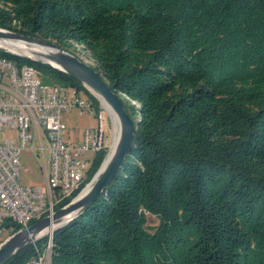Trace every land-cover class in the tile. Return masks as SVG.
Segmentation results:
<instances>
[{
    "label": "trees",
    "instance_id": "trees-1",
    "mask_svg": "<svg viewBox=\"0 0 264 264\" xmlns=\"http://www.w3.org/2000/svg\"><path fill=\"white\" fill-rule=\"evenodd\" d=\"M0 29L80 46L137 123L107 187L54 233L51 264H264V0H0ZM0 56L98 110L68 74Z\"/></svg>",
    "mask_w": 264,
    "mask_h": 264
},
{
    "label": "built area",
    "instance_id": "built-area-1",
    "mask_svg": "<svg viewBox=\"0 0 264 264\" xmlns=\"http://www.w3.org/2000/svg\"><path fill=\"white\" fill-rule=\"evenodd\" d=\"M73 110L96 120V126L84 129L77 141L66 140L62 120ZM106 115L100 103L96 110L73 88L44 83L32 66L0 56V245L15 233L14 225L18 231L27 228L87 186L93 158L105 149ZM23 150L31 151L40 163L43 187L20 185ZM86 153L93 155L85 158ZM51 242L49 235L45 248H35L36 255L24 264H51Z\"/></svg>",
    "mask_w": 264,
    "mask_h": 264
},
{
    "label": "water",
    "instance_id": "water-1",
    "mask_svg": "<svg viewBox=\"0 0 264 264\" xmlns=\"http://www.w3.org/2000/svg\"><path fill=\"white\" fill-rule=\"evenodd\" d=\"M4 40L22 41L26 44H35L45 48L47 50V53H45L46 61H42L12 53L0 47L3 49V52L48 65L68 74L70 77L81 83L83 87L101 104V101L98 99V97H100L118 121L119 136L115 150L108 163L104 166L110 153L103 160L98 171L89 181L87 186L82 189L72 201L60 209L55 210L51 215H47L35 221L27 228L15 232L0 245V264H5L21 250L41 238L48 237L49 235L53 237L56 231L81 215L99 197L103 189L107 187L114 175L121 168L126 153L131 145L137 124L130 118L129 114L125 111L120 98L109 88L107 82L101 77V75L68 50L55 43L40 38L0 29V41ZM87 188L88 190L85 191ZM65 217H68V220L59 224L60 220ZM49 228H51L50 231L42 233Z\"/></svg>",
    "mask_w": 264,
    "mask_h": 264
},
{
    "label": "rangeland",
    "instance_id": "rangeland-1",
    "mask_svg": "<svg viewBox=\"0 0 264 264\" xmlns=\"http://www.w3.org/2000/svg\"><path fill=\"white\" fill-rule=\"evenodd\" d=\"M3 49L0 48V51ZM74 54L78 56L83 62L87 63L89 66H94L93 62L89 59L88 53L85 52L80 46L72 45L71 49ZM63 122L67 125V131L65 134L66 140L77 141L80 139L84 129L95 127L96 120L94 117L84 113L82 115L78 114V111L73 110L71 112L62 115ZM106 139H105V158L109 153H111L116 138L115 126L110 115H106ZM7 135L10 134L9 131L6 132ZM118 137V136H117ZM1 140V139H0ZM117 140V139H116ZM93 154L86 153L85 158H90ZM104 158V159H105ZM20 185L23 187H43L45 184L44 176L42 172V167L36 157L29 150H23L20 155ZM146 230L149 233L154 231L157 226V219L154 216L146 214Z\"/></svg>",
    "mask_w": 264,
    "mask_h": 264
},
{
    "label": "bare ground",
    "instance_id": "bare-ground-1",
    "mask_svg": "<svg viewBox=\"0 0 264 264\" xmlns=\"http://www.w3.org/2000/svg\"><path fill=\"white\" fill-rule=\"evenodd\" d=\"M0 47L6 49L7 51H10L12 53H16L19 55H24V56H28L37 60H42V61H46L45 59V53H47V50L41 46L35 45V44H26L22 41H9V40H4V41H0ZM92 92V91H91ZM98 99L101 101V105L102 107L105 108L106 113L108 115L111 116L112 121L114 123L115 126V131H116V138H115V145L109 155V158L106 160L104 166L108 163L109 159L111 158L112 153L115 150V146L116 143L118 141V137L119 136V125H118V121L116 119V117L114 116V114L110 111V109L105 105V103L102 101V99L100 97H98ZM117 139V140H116ZM88 188L85 190L87 191ZM68 220V217H65L63 219L60 220L59 224H62L64 222H66ZM51 228H49L47 231H44L42 233H46L48 231H50ZM37 236V235H36Z\"/></svg>",
    "mask_w": 264,
    "mask_h": 264
}]
</instances>
